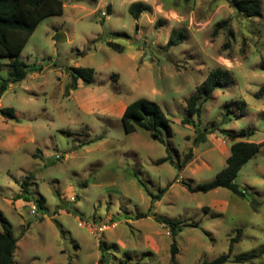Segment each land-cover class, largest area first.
I'll list each match as a JSON object with an SVG mask.
<instances>
[{
  "label": "rangeland",
  "instance_id": "1",
  "mask_svg": "<svg viewBox=\"0 0 264 264\" xmlns=\"http://www.w3.org/2000/svg\"><path fill=\"white\" fill-rule=\"evenodd\" d=\"M63 1L64 14L43 20L20 56L30 73L4 92L11 60L2 59L0 110L14 108L16 120L0 113V211L18 239L15 264H204L227 254L239 229L233 259L264 248V97L255 96L264 86V0L256 18L229 0ZM134 2L151 10L136 20ZM181 31L187 39L168 48ZM88 67L94 82L72 90V69ZM217 67L234 82L184 125L189 98ZM141 98L170 120L164 143L141 128L126 133L123 111ZM236 141L261 145L236 179L246 198L225 188L190 192L186 184L215 179ZM169 155L175 164L158 163ZM30 174L31 197H45V211L15 200ZM157 218L188 225L175 237L176 262L174 236ZM225 264H264V254Z\"/></svg>",
  "mask_w": 264,
  "mask_h": 264
},
{
  "label": "trees",
  "instance_id": "2",
  "mask_svg": "<svg viewBox=\"0 0 264 264\" xmlns=\"http://www.w3.org/2000/svg\"><path fill=\"white\" fill-rule=\"evenodd\" d=\"M233 9L244 16L256 18L262 14V0H229ZM65 3L63 0H0V71L4 67L2 59H10L9 76L3 80L2 92H4L10 84L18 83L26 79L30 73L29 66L20 59V56L26 47L30 37L35 32L38 25L49 17H60L64 14ZM151 10V6L145 2H134L129 7L131 15L138 20L142 13ZM229 21L219 23L214 30V36H217L222 29H227ZM187 39L184 32H179L170 37L167 47H175L183 43ZM109 47L119 52H123L122 45L115 42H108ZM228 45V44H227ZM264 67V66H263ZM72 74V83L70 85L72 90L78 89L79 81L83 85H91L94 82L95 70L94 68H74ZM234 82L233 73L223 67H217L212 70L204 82L197 87L196 92L189 98L187 102V110L189 117L182 123L184 125L191 124L190 117L201 118L204 111V105L212 98L214 92L218 87H225ZM256 98L264 97V86L256 93ZM242 109V114H245L247 104L244 101L239 102ZM1 115L7 120H16V112L14 108H3L0 110ZM122 124L127 134L134 133L138 128L144 129L151 133V136L156 141L164 143V130L169 137L173 136L174 132L167 118L165 112L160 105L152 100L141 98L126 106L123 111ZM196 126V125H194ZM244 134V132H242ZM196 138V143L205 141V136ZM231 137L230 134L226 133ZM89 141L87 144L92 143ZM261 145L254 142L236 141L232 144L230 155L226 160L224 168L216 175L215 179L193 186L186 184L187 189L192 192L207 193L218 188H225L234 194L246 198L245 189L240 188L236 184V179L239 176L242 168L260 152ZM38 152H41L40 150ZM38 152L34 154V158ZM192 156L190 152L182 162L178 164L180 169L185 168L189 159ZM171 162L175 164L171 155L164 158L158 163ZM35 174L28 175L21 182V194L15 198L23 199L32 207L38 208L40 211H45L46 198H32L31 184L35 180ZM168 190L162 189L160 194L153 198V202L160 200L161 196ZM157 199V200H155ZM145 217V216H141ZM0 219L3 225V231H0V264H15V253L18 246V239L15 237L8 220L0 211ZM160 224L166 226L171 230L174 236V242L171 247L172 262H176V255L178 254V244L175 237L182 230V227L188 226L181 221L175 222L168 219L157 218ZM243 230L239 229L237 235L231 239L230 249L227 254H223L211 262H204V264H225L227 262L245 263L253 258L264 254V248L259 251H253L249 254H242L236 258H232L234 246L241 241ZM100 247L104 250L103 243ZM105 255L101 258L103 262Z\"/></svg>",
  "mask_w": 264,
  "mask_h": 264
},
{
  "label": "crops",
  "instance_id": "3",
  "mask_svg": "<svg viewBox=\"0 0 264 264\" xmlns=\"http://www.w3.org/2000/svg\"><path fill=\"white\" fill-rule=\"evenodd\" d=\"M125 108H126V107H125ZM20 194H21V192H20L17 196H15V198H17ZM16 200H17L19 203H20V202H24L23 199H16Z\"/></svg>",
  "mask_w": 264,
  "mask_h": 264
},
{
  "label": "built area",
  "instance_id": "4",
  "mask_svg": "<svg viewBox=\"0 0 264 264\" xmlns=\"http://www.w3.org/2000/svg\"><path fill=\"white\" fill-rule=\"evenodd\" d=\"M34 209H35V207H33ZM106 228V226L105 227H103L102 229H105Z\"/></svg>",
  "mask_w": 264,
  "mask_h": 264
}]
</instances>
